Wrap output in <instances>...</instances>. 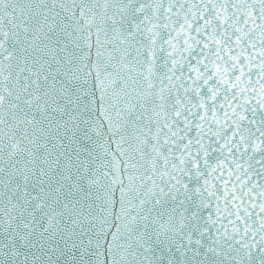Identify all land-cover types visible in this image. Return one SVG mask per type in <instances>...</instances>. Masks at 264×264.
<instances>
[{"label":"snow or ice","instance_id":"obj_1","mask_svg":"<svg viewBox=\"0 0 264 264\" xmlns=\"http://www.w3.org/2000/svg\"><path fill=\"white\" fill-rule=\"evenodd\" d=\"M0 264H264V0H0Z\"/></svg>","mask_w":264,"mask_h":264}]
</instances>
